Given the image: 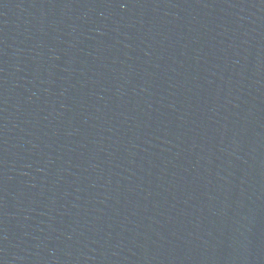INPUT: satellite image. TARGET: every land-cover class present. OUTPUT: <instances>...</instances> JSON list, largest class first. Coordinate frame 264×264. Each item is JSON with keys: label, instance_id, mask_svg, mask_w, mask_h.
Wrapping results in <instances>:
<instances>
[{"label": "water", "instance_id": "95a60500", "mask_svg": "<svg viewBox=\"0 0 264 264\" xmlns=\"http://www.w3.org/2000/svg\"><path fill=\"white\" fill-rule=\"evenodd\" d=\"M0 264H264V0H0Z\"/></svg>", "mask_w": 264, "mask_h": 264}]
</instances>
